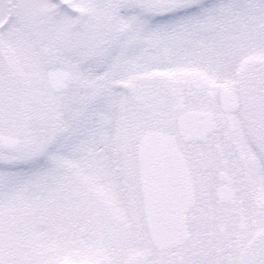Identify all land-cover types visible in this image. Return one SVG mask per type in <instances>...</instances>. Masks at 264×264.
Segmentation results:
<instances>
[{
  "label": "snow or ice",
  "instance_id": "snow-or-ice-1",
  "mask_svg": "<svg viewBox=\"0 0 264 264\" xmlns=\"http://www.w3.org/2000/svg\"><path fill=\"white\" fill-rule=\"evenodd\" d=\"M0 264H264V0H0Z\"/></svg>",
  "mask_w": 264,
  "mask_h": 264
}]
</instances>
